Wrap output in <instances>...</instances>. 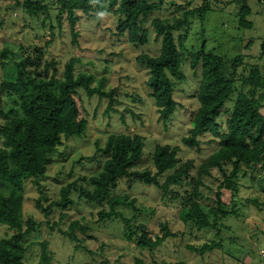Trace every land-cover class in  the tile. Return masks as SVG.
<instances>
[{
    "label": "rangeland",
    "instance_id": "374dc122",
    "mask_svg": "<svg viewBox=\"0 0 264 264\" xmlns=\"http://www.w3.org/2000/svg\"><path fill=\"white\" fill-rule=\"evenodd\" d=\"M26 1L0 0V63L1 53H8L5 66L0 64V86L3 81L15 79L19 61L34 55L36 48H44L45 60H54L58 65L59 80H62L68 62L76 59L77 73L93 74L96 86L99 81L106 79L104 89L108 93L115 91L118 102L114 110L107 112L108 99H99L97 96L89 99L85 94L77 97L81 116L89 121L86 133L82 138L63 140L62 146L51 158L41 193L32 181L25 183L23 231L27 230L30 221L37 227L31 236L26 237L25 264H41L43 242L49 244L52 264H134L136 258L142 259L145 264H174L179 261L187 264H264L260 257L264 250L263 173L249 172L247 177L238 178L239 185L235 191L224 187V176L217 169L212 171L210 177L204 178L206 186L201 188L204 212L209 214L217 206V193L220 192L221 201L227 205V211L232 213L220 222L217 230L199 231L181 218L184 200L188 195L194 197L190 179L196 178L200 166L217 150V146L210 143V134L203 139L199 150L189 149L182 142L188 136L199 109L196 94L201 80L200 68L192 71L185 64L186 81L179 83L175 92L177 112L164 124L159 119L146 85L149 71L136 62L142 54L152 57L159 55L161 44L156 40L150 24L147 25L150 43L144 47L130 44L127 36L118 34V19L110 12V0H105L98 10L99 20L90 21L82 17L80 44L75 47L69 30H61L57 25L58 6L55 1L34 0L50 6L49 15L39 18H32L20 7ZM91 2L95 6L98 4V0ZM248 4L252 12L248 17L252 29L241 28V7L236 0H166L163 10L153 15V18L175 23L186 12H196L189 25L177 34L176 43L184 57L205 45L208 52L219 57L227 79L233 73L230 63L237 57L244 58L243 65L235 75L233 101L241 92H246L242 80L248 76L251 66L259 63L264 44V6L259 0H249ZM203 7H209L204 21L200 15ZM52 37L53 43L47 47ZM19 105L18 95L3 98L1 125L20 115ZM226 107H232V103ZM113 133L137 134L146 138L145 155L141 163L131 170L134 174H155L152 155L157 146L179 148L178 157L182 163L191 162L194 166L188 179L169 188L166 195L155 187L141 184L135 177L122 180L119 189L113 193V198L128 195L131 200L137 201V210L122 208L120 211L125 218L133 219L135 224L148 227L153 235L160 234L161 224H169L174 237L154 252L141 251L134 243H130L119 219L99 223V213L109 209L106 204H90L73 194V207L67 210L53 208V214L48 218L37 208L38 201L43 208L58 201L61 189L74 181L86 185L87 179L98 175L104 163L101 150ZM3 142L0 136V146ZM75 222L87 228L86 234L76 231V237L81 240L79 243L61 235V232L69 231ZM17 234L0 225V242ZM210 242L221 243V250L200 256L188 248H199Z\"/></svg>",
    "mask_w": 264,
    "mask_h": 264
},
{
    "label": "trees",
    "instance_id": "16d2710c",
    "mask_svg": "<svg viewBox=\"0 0 264 264\" xmlns=\"http://www.w3.org/2000/svg\"><path fill=\"white\" fill-rule=\"evenodd\" d=\"M53 1L58 6L57 25L61 30H69L72 45L75 47L80 44L82 17L90 21L99 20L98 10L105 2L98 0L95 6L91 0ZM248 1L236 0L241 7L242 29L253 28L248 21L252 14ZM165 3L166 0H110L109 8L118 19V34L127 36L130 44L144 47L150 43L148 24L161 44L158 56L142 54L136 59L139 65L149 71L146 85L161 122L168 123L177 112L175 92L177 85L186 81L185 64L192 71L199 68L201 70L196 94L199 109L193 118L188 136L182 142L189 149L199 150L203 139L210 134V143L215 144L217 150L200 166L196 178L190 179L194 197L188 195L184 200L181 218L186 224H193L199 231L217 230L220 222L229 218L232 213L227 211V205L221 201L220 192L217 193V206L209 214L204 212L201 205V188L206 186L204 178L210 177L212 171L217 169L224 176V187L235 191L239 185L237 179L247 177V173L259 172L264 176V44L259 63L251 66L248 76L242 80L241 84L246 92H241L233 101L232 96L236 91L235 75L243 65L244 58L237 57L230 63L233 73L227 79L224 77L219 57L208 52L205 45L184 57L176 43V36L189 25L196 12H186L175 23L153 18L154 12L162 11ZM259 3L264 6V0H259ZM20 7L32 18L48 16L50 12L49 4L34 0H28ZM208 8L203 7L200 10L202 21L205 20ZM53 40L52 37L47 47ZM179 40L182 42V38ZM7 57L8 53L3 51L0 63L2 66H5ZM76 66L77 60L71 59L65 66L62 80H59L56 61H46L44 48H36L34 55H29L16 64L15 79L3 81L0 86V114L3 115V98L13 95L20 96L21 112L5 124H0V136L4 141L0 146V225L18 232L17 235L0 242V264H25L26 237L31 236L37 228L30 221L27 230L23 231L25 183L32 181L41 193L51 158L62 146L63 140L82 138L88 129L89 121L81 116L76 98L85 94L89 99L95 96L108 99L107 112L114 110L118 102L115 91L108 93L104 89L106 79L99 81L96 86L95 76L90 73H77ZM228 103H232V107H226ZM145 147L146 138L141 135H109L104 149L101 150L104 156L101 172L87 179L86 185L74 181L65 186L61 189L60 199L47 208H43L38 201L37 208L48 218L53 214V208L67 210L73 207L75 203L72 195L77 194L80 200L90 204L108 205V210L99 213L98 222L119 219L125 227L127 240L134 243L139 250L154 252L163 247L174 237L169 224H161L160 234L153 235L148 227L135 224L133 219L125 218L120 211L122 208L137 210V201L131 200L128 195L113 198V193L119 189L122 180L135 177L141 184L155 187L166 195L169 188L188 179L194 166L191 162L182 163L178 157L179 148L157 146L152 155L155 174H134L131 170L141 163ZM77 230L83 234L87 232L85 226L75 222L69 231L61 232V235L79 243L81 240L76 237ZM41 246V264H52L49 244L43 242ZM188 248L192 253L205 256L221 250L222 244L210 242L199 248ZM134 264L145 263L136 258ZM174 264L187 263L179 261Z\"/></svg>",
    "mask_w": 264,
    "mask_h": 264
},
{
    "label": "built area",
    "instance_id": "2783aa9c",
    "mask_svg": "<svg viewBox=\"0 0 264 264\" xmlns=\"http://www.w3.org/2000/svg\"><path fill=\"white\" fill-rule=\"evenodd\" d=\"M260 257L262 260H264V250L260 253Z\"/></svg>",
    "mask_w": 264,
    "mask_h": 264
}]
</instances>
